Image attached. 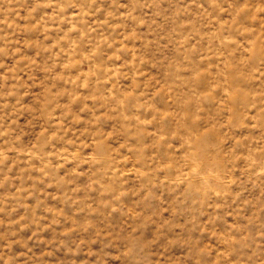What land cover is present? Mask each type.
<instances>
[{
  "label": "clouds",
  "instance_id": "clouds-1",
  "mask_svg": "<svg viewBox=\"0 0 264 264\" xmlns=\"http://www.w3.org/2000/svg\"><path fill=\"white\" fill-rule=\"evenodd\" d=\"M0 264H264V0H0Z\"/></svg>",
  "mask_w": 264,
  "mask_h": 264
}]
</instances>
